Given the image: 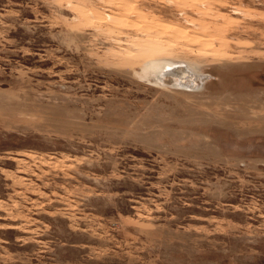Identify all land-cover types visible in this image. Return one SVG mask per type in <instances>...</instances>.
I'll return each instance as SVG.
<instances>
[{
    "label": "rangeland",
    "instance_id": "1",
    "mask_svg": "<svg viewBox=\"0 0 264 264\" xmlns=\"http://www.w3.org/2000/svg\"><path fill=\"white\" fill-rule=\"evenodd\" d=\"M0 264H264V0H0Z\"/></svg>",
    "mask_w": 264,
    "mask_h": 264
},
{
    "label": "bare ground",
    "instance_id": "2",
    "mask_svg": "<svg viewBox=\"0 0 264 264\" xmlns=\"http://www.w3.org/2000/svg\"><path fill=\"white\" fill-rule=\"evenodd\" d=\"M158 60H160V59H158ZM137 74L143 80L151 82V83H155V85L156 84H160V83L164 84V81H163L162 77L168 76V77L171 78L173 83L177 85L178 83L179 84H184V81L187 78L188 72L185 71L183 73H180L177 64L161 65L159 63H153L152 62V64H150V65L148 64V66H146L145 68L140 69L137 72ZM166 79H168V78H166Z\"/></svg>",
    "mask_w": 264,
    "mask_h": 264
}]
</instances>
